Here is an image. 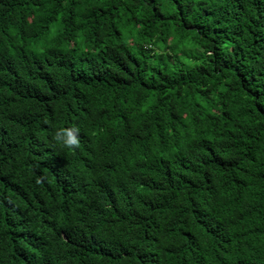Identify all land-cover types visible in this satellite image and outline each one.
Masks as SVG:
<instances>
[{"label": "trees", "instance_id": "obj_1", "mask_svg": "<svg viewBox=\"0 0 264 264\" xmlns=\"http://www.w3.org/2000/svg\"><path fill=\"white\" fill-rule=\"evenodd\" d=\"M0 264H264V0H0Z\"/></svg>", "mask_w": 264, "mask_h": 264}, {"label": "clouds", "instance_id": "obj_2", "mask_svg": "<svg viewBox=\"0 0 264 264\" xmlns=\"http://www.w3.org/2000/svg\"><path fill=\"white\" fill-rule=\"evenodd\" d=\"M69 143H77V141L74 140V141H71V142H69Z\"/></svg>", "mask_w": 264, "mask_h": 264}]
</instances>
